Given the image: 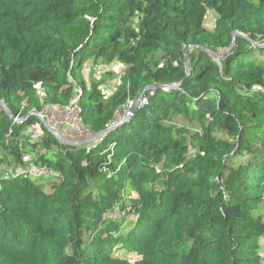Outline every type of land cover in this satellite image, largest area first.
Returning a JSON list of instances; mask_svg holds the SVG:
<instances>
[{"label": "trees", "instance_id": "16d2710c", "mask_svg": "<svg viewBox=\"0 0 264 264\" xmlns=\"http://www.w3.org/2000/svg\"><path fill=\"white\" fill-rule=\"evenodd\" d=\"M91 60L125 66L108 97L84 81ZM37 83L101 135L59 140ZM0 100L17 163L0 173V264H264V0H0Z\"/></svg>", "mask_w": 264, "mask_h": 264}, {"label": "rangeland", "instance_id": "374dc122", "mask_svg": "<svg viewBox=\"0 0 264 264\" xmlns=\"http://www.w3.org/2000/svg\"><path fill=\"white\" fill-rule=\"evenodd\" d=\"M205 25L207 28L212 29L214 27V14L213 12H209L206 16ZM208 51L209 54L216 60H218L219 55L223 50L219 49L216 51L209 50L207 48H203ZM191 51V50H190ZM189 51V53H190ZM189 57V54H188ZM125 66L121 65L118 62H113L110 64H106L97 61H88L83 70L84 81L88 86L92 84H97L98 89L104 97H108L112 94L116 88L119 86L121 82V76L124 73ZM40 96V104L41 110L40 114L43 116L42 119L39 118V121L42 122L46 127H50L55 133L59 134L66 140H75L77 142H86L92 137L91 132L88 128L82 123L78 126H71L68 122L67 111L68 108L58 107L55 105H51L45 98L44 92L39 90ZM133 100V98H129ZM122 109V108H120ZM123 110L120 112L123 114ZM53 132V133H54ZM54 133V134H55ZM257 137L255 139V143L257 148H259L260 152L264 153V141L262 140V133H257ZM57 137V136H56ZM58 138V137H57ZM59 139V138H58ZM26 160L23 158V161ZM16 161H14L11 157H6L5 154L0 150V173L4 175L10 173L16 167ZM41 180L44 181V178L41 177ZM255 216L264 220V201L259 204L257 209L254 211ZM263 254H264V240L262 241ZM128 257L131 261L134 260L135 256L133 254L121 253Z\"/></svg>", "mask_w": 264, "mask_h": 264}, {"label": "built area", "instance_id": "2783aa9c", "mask_svg": "<svg viewBox=\"0 0 264 264\" xmlns=\"http://www.w3.org/2000/svg\"><path fill=\"white\" fill-rule=\"evenodd\" d=\"M35 87L40 90V83L35 84ZM144 100H142L141 102H143ZM134 105V101L128 99L126 104L121 107L122 109H119L115 112L114 116L105 124V129H110L112 127H114L115 125L119 124L123 118L126 116V114H128V112L130 111V108ZM68 111H67V118H68V122L70 123L71 126H78L81 125L83 123L82 118L80 116V109L78 107V105L76 104L75 100L71 101V104L67 107ZM123 114L120 112L121 110H123ZM19 118L14 117V121H18ZM31 130H34L31 128ZM26 160H29L28 156L24 157ZM30 171L37 176H41V175H48L51 172L50 171H46L45 169H36V168H30Z\"/></svg>", "mask_w": 264, "mask_h": 264}, {"label": "water", "instance_id": "95a60500", "mask_svg": "<svg viewBox=\"0 0 264 264\" xmlns=\"http://www.w3.org/2000/svg\"><path fill=\"white\" fill-rule=\"evenodd\" d=\"M238 34H239V33L234 32V33H233V37H234L235 35H238ZM232 42H233V40H232ZM229 47H230V46H229ZM190 49H191V47H188V49L186 50V69H187V72H189L188 54H189ZM221 54H223V52H221L220 54H217V55L220 56ZM172 86H173V85H170V86H167V87H172ZM151 89H153V87H152V86H148V87H146L144 90H142V91L137 95V97H136V99H135V102H134V105L130 108V111L128 112V114H126V116L123 118V121H124L125 119H127V118L131 115V113L134 111V109L137 107L141 95H142L145 91H148V90H151ZM0 103H1L2 106H3V107L9 112V110L7 109V106L5 105V102H4L3 100H0ZM35 114H36L39 118L42 119L43 116H42L39 112H35ZM48 128H49L50 130H52L49 126H48ZM52 132H54V131H52ZM54 133H55V132H54ZM101 133H102V132L92 135V137H91L89 140H87V141H90V140H92V139L97 138L98 136L101 135ZM54 135L57 136V137L59 138V140H61V141H63V142H70V141L64 139L63 137H61V136H60L59 134H57V133H55ZM87 141H86V142H87Z\"/></svg>", "mask_w": 264, "mask_h": 264}, {"label": "crops", "instance_id": "0c3cea01", "mask_svg": "<svg viewBox=\"0 0 264 264\" xmlns=\"http://www.w3.org/2000/svg\"><path fill=\"white\" fill-rule=\"evenodd\" d=\"M121 64V63H120ZM122 65V64H121ZM124 66V65H123ZM68 141H70V142H74V141H71V140H68ZM75 142H77L76 140H75Z\"/></svg>", "mask_w": 264, "mask_h": 264}]
</instances>
